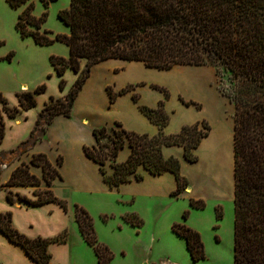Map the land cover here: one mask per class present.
Returning <instances> with one entry per match:
<instances>
[{"label": "trees", "instance_id": "1", "mask_svg": "<svg viewBox=\"0 0 264 264\" xmlns=\"http://www.w3.org/2000/svg\"><path fill=\"white\" fill-rule=\"evenodd\" d=\"M13 8L25 6L16 23L22 37L33 36L41 45L55 40L64 42L70 49L69 58L52 56L51 62L60 76L71 68L78 78L70 93L61 98L52 97L40 112L29 138L8 155L27 152L29 147L41 140L49 125L58 115L70 117L73 104L90 76L91 68L108 59L140 61L147 67L169 70L176 66H212L218 74L229 73L233 89L225 94L234 105V204H235V253L234 264H264V0H71L69 8L60 11L59 18L68 26L67 35L56 39L42 31L47 13L34 15L33 0H6ZM47 5V0H43ZM82 60H86L84 69ZM62 81L61 85L64 86ZM35 92L18 94L23 109L37 105ZM129 88L114 92L109 88L111 102L118 94ZM137 100V97H135ZM8 101L0 92V104ZM187 104H196L193 101ZM198 105V104H197ZM199 106V105H198ZM11 117L19 109L5 106ZM143 111L160 126L157 135L103 126L95 128L96 144L86 146V155L100 165L104 180L111 188L134 179L141 180L140 167L152 174L171 171L176 175L178 186L174 195H181L189 181L181 174V163L176 157L166 158L164 146L184 147V156L196 162L194 150L211 127L205 121L185 125L176 134H166L169 114L161 103L157 108L144 106ZM113 131L112 149L103 143V137ZM5 137V124H0V144ZM110 137V136H109ZM129 143L132 152L125 162H118L119 151ZM7 155V156H8ZM0 159V170L3 165ZM114 168L109 173L106 166ZM31 163L41 166L44 179L51 187L60 176L45 154H35ZM61 164V159L59 160ZM41 180L31 173L30 165L24 163L16 168L4 187L40 185ZM46 197L38 195L36 201L9 190L8 200L15 202V195L31 204L59 203L68 210L67 201L48 189ZM194 208H203L200 201L191 200ZM221 217V212L218 214ZM12 212L0 213V230L8 239L23 247L37 264H52L49 246L53 242H65L66 235L55 238H29L12 222ZM75 220L85 240L94 248L99 264H110L113 254L97 237L93 217L82 206L75 205ZM127 221L141 225L137 215L126 217ZM173 230L185 238L187 249L196 262L205 257L201 234L184 224L175 223Z\"/></svg>", "mask_w": 264, "mask_h": 264}, {"label": "rangeland", "instance_id": "2", "mask_svg": "<svg viewBox=\"0 0 264 264\" xmlns=\"http://www.w3.org/2000/svg\"><path fill=\"white\" fill-rule=\"evenodd\" d=\"M33 2L35 16L41 17L47 13L42 25L43 32L48 31V36L52 39H56L57 35L69 33V28L59 18V13L69 8L71 0H47V5L43 0ZM24 8L25 6L13 8L6 0H0V92L8 101L7 105L0 104V124L2 120L5 124V137L0 144V159L5 157L0 170V213L12 212L14 227L29 238H55L66 235L65 242H53L49 246L52 264H99L94 248L82 236L75 220V205L84 207L93 217L99 241L113 254L110 264H234L233 132L231 137L226 135L222 144L220 142L218 160L212 152H208L201 158L199 154L197 155L201 160L199 164L183 165L178 152L171 155L180 160L182 176L191 183L193 179L197 198L184 194L174 195L175 190L168 195L155 197L134 196L120 191L83 193L73 190L68 184V189L59 191L58 195L67 201L68 210H64L59 203L58 206L51 203L31 205L21 200L18 195H15V202L19 203L20 207H16L15 202L11 203L8 200L9 191L6 190H12L13 193H19L33 201L38 199L36 194H41V198L47 196L45 194L48 190L47 183L42 181L40 185L19 186L21 189H29L27 191L16 192L12 187L3 188L2 186L7 183L4 180L9 174L11 178L15 170V168L6 170L4 166L12 160L11 156H7L8 153L16 150L27 140L20 142L22 136L29 134V128L26 129V126L30 125L28 122H32L34 115L37 116L52 97L67 96L77 80L73 69H67L65 74L60 76L51 62L52 56L69 58L70 50L66 43L55 40L51 44L41 45L33 36L22 37L18 32L16 23ZM81 67L85 68L82 65ZM213 68L215 74L213 87L230 101L224 92L225 89H233L230 74H218L216 68ZM136 74L143 79L126 85L123 89H129L124 94L130 93L132 99L136 100L137 97L136 101H140L143 94L140 90H145L144 97L150 103L156 102L155 107L146 106L148 108L154 109L163 103L168 113V108L177 105L176 100L186 104L193 101H187L184 94L173 90L171 75L152 72ZM130 76L135 77L132 74ZM62 81L65 82L63 87ZM40 86L45 88L35 93L37 105L30 110L31 118L27 121L24 119L22 126H16L12 123L14 120L10 118L5 106L23 110L19 107L18 94L25 91L35 92ZM111 88L117 93L123 90ZM215 93L209 94V98L214 100ZM124 94H118L113 102ZM109 98L111 102L110 94ZM230 106L224 109L226 112L224 117L232 118L233 121L234 105L230 103ZM110 128L119 129L117 125ZM114 136L113 131H109L102 139L103 143L109 145L107 152L112 149L111 138ZM62 162L61 158V164ZM192 199L200 201L204 207H192ZM220 212L221 217L218 216ZM131 215H137L141 225L127 221L126 217ZM175 223L184 224L201 234L204 258L196 262L192 259L185 238L173 230ZM0 264L37 263L23 247L9 242L7 236L0 230Z\"/></svg>", "mask_w": 264, "mask_h": 264}, {"label": "crops", "instance_id": "3", "mask_svg": "<svg viewBox=\"0 0 264 264\" xmlns=\"http://www.w3.org/2000/svg\"><path fill=\"white\" fill-rule=\"evenodd\" d=\"M81 65L85 67L86 60H82ZM140 72L171 75L173 78V90L184 94L187 101L193 100L201 105L200 107L197 104L187 105L185 102H178L176 100L177 105L175 107L171 106L170 109L168 108L170 119L164 130L166 134H176L185 125H193L203 121L208 122L211 130L208 136L203 138L194 152L196 155L199 154L200 158L206 156L208 152H212L218 160V151L220 150L218 146L220 142L221 144L224 142L227 134L231 137L232 132L234 133L235 121H232V118L228 119L224 117V113L226 114L224 109L231 107V101L222 95L218 89L213 87L215 74L212 66L187 65L176 66L169 70H160L147 67L140 61L108 59L92 66L90 76L73 104L71 116H56L49 125L44 137L32 147H29L27 152H23V149H21V154H14L15 156L8 155L12 157V160L4 168L6 170L16 169L24 163H27L30 165L31 173L37 176L43 183H46L43 168L31 163L35 154H45L48 160L59 169L60 176L53 181L52 186L48 187L46 184L48 189H51L56 196L59 195V191H65L69 186H72L73 190L83 193H112L120 191L130 193L134 196L142 195L148 197L172 193L178 186L176 175L173 172L167 171L156 175L150 173L143 167H140L138 170L139 173L144 175L143 179H134L130 182L122 183L119 187L111 188L104 180L100 165L90 159L85 152L86 146L96 144V139L93 134L95 128L103 126L109 128L114 127L117 122H120L129 131H135L141 134L147 133L150 136L159 133L160 126L142 109L144 106H156V102L150 103L144 97L145 90H140L143 93L140 101L132 99L131 94L128 93L119 96L115 102H110L108 88L114 87L115 90H121L129 83L138 82L143 79L138 77L139 74H136ZM131 74L135 77H131ZM76 78H78V73H76ZM216 90L218 93H215ZM212 93L216 94L213 95L215 96L214 100L209 98V94ZM19 107L22 108L20 100ZM30 110L31 108L21 111L19 109L15 117L9 116L14 120L12 123L18 127L22 126L24 119L27 121L31 118L29 115ZM39 114L37 116L34 115L32 122H28L30 125H27L26 129L29 128V134L22 136L20 142L29 138L36 125ZM131 152L132 149L127 142L124 148L118 153L117 161L120 163L125 162ZM177 152L183 160V165L185 163L199 164L201 162L199 156L196 162L188 161L184 156L185 151L183 146L174 145L163 147V154L166 158L171 157L172 154ZM61 158L63 164H59ZM106 168L109 173H113L114 168L110 161ZM9 178L10 174L4 182H8ZM2 187L6 189V187ZM12 189L16 190V192L29 190L25 188L21 189L19 186L12 187ZM6 191L8 192L9 190ZM195 191L196 187L193 185L192 179V183L191 181L189 182L188 187L182 194L197 198L198 195ZM48 203L58 206V203ZM14 205L20 207V204L17 202ZM7 240L11 242L8 237Z\"/></svg>", "mask_w": 264, "mask_h": 264}]
</instances>
